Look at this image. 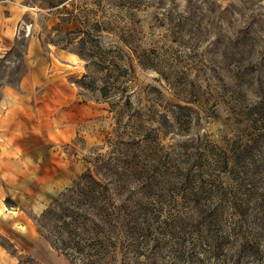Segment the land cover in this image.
<instances>
[{
	"label": "rangeland",
	"instance_id": "374dc122",
	"mask_svg": "<svg viewBox=\"0 0 264 264\" xmlns=\"http://www.w3.org/2000/svg\"><path fill=\"white\" fill-rule=\"evenodd\" d=\"M50 1L21 0L0 86L25 70L31 25L78 55L79 91L109 109L55 197L85 171L106 184L140 223L125 264H264V0ZM16 227L0 226V264H72Z\"/></svg>",
	"mask_w": 264,
	"mask_h": 264
},
{
	"label": "crops",
	"instance_id": "0c3cea01",
	"mask_svg": "<svg viewBox=\"0 0 264 264\" xmlns=\"http://www.w3.org/2000/svg\"><path fill=\"white\" fill-rule=\"evenodd\" d=\"M26 12L21 0H0V59L14 51ZM25 28L26 68L16 83L0 86V226L11 217L18 233L31 236L39 232L37 217L68 179L78 137L91 138L103 128L109 109L79 91L75 52L45 45L39 31Z\"/></svg>",
	"mask_w": 264,
	"mask_h": 264
},
{
	"label": "trees",
	"instance_id": "16d2710c",
	"mask_svg": "<svg viewBox=\"0 0 264 264\" xmlns=\"http://www.w3.org/2000/svg\"><path fill=\"white\" fill-rule=\"evenodd\" d=\"M58 2L52 0L46 6L52 10L59 5ZM71 15L69 12V17L62 20L70 22ZM49 39L55 44L60 40ZM69 191L72 196L78 195L77 200L72 199L69 204L58 208L61 200L64 202L65 197L70 196ZM107 191L106 184L90 171H85L74 185L68 187V191L64 190L54 198L52 204L57 202L56 206L51 204L37 218L41 227L39 231L72 264H125L121 259L122 249L126 243V248L132 246L134 239H128L139 232L140 223L133 211L113 202Z\"/></svg>",
	"mask_w": 264,
	"mask_h": 264
}]
</instances>
